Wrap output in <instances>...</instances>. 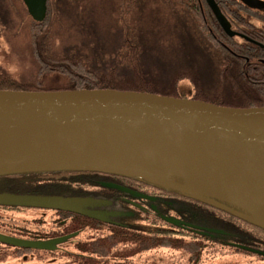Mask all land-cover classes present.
Returning <instances> with one entry per match:
<instances>
[{"label":"water","instance_id":"water-1","mask_svg":"<svg viewBox=\"0 0 264 264\" xmlns=\"http://www.w3.org/2000/svg\"><path fill=\"white\" fill-rule=\"evenodd\" d=\"M206 1L227 35L249 41L231 31L214 0ZM23 2L34 21L46 19L47 0ZM120 157L152 161L169 175L147 178L145 170L112 161ZM18 162L43 165L2 171ZM76 170L140 178L242 217L220 201L231 203L251 216L246 202L198 194L186 181L190 175L215 176L222 192L230 194L233 184L264 207V108L117 90L0 91V174ZM4 201L44 202L0 196Z\"/></svg>","mask_w":264,"mask_h":264},{"label":"trees","instance_id":"trees-1","mask_svg":"<svg viewBox=\"0 0 264 264\" xmlns=\"http://www.w3.org/2000/svg\"><path fill=\"white\" fill-rule=\"evenodd\" d=\"M4 2L15 6L14 0ZM24 7L29 19L24 27L38 65L36 79L18 80L0 70V91L117 90L187 98L227 108H264V48L228 36L205 0H115L111 12L117 15L115 21L120 26L116 27L120 45L118 58L126 69L124 73L115 68L99 73L83 54L58 50L55 43L59 36L60 0H48L46 19L40 23L34 21ZM4 20L11 21V17L5 16ZM160 22L168 28L165 35L149 30ZM250 26L249 32L244 34L261 41L264 46V40L259 39L260 33ZM159 50L167 52L162 61L153 55ZM47 82L52 84L46 85ZM58 172L96 173L76 170L0 174V193L26 194L40 183L36 173ZM75 179L76 176H72V180L65 181L61 187L78 185ZM220 219L219 224L233 234L235 241L242 240L245 245L264 249L263 228L228 213H223ZM257 231L263 235L259 236ZM181 243L168 239L160 244L153 239L151 248L161 245L169 250L170 256L180 250L187 255V251L196 248L190 243ZM223 247H213L216 258L225 254ZM193 252L191 261L197 258Z\"/></svg>","mask_w":264,"mask_h":264},{"label":"flooded vegetation","instance_id":"flooded-vegetation-1","mask_svg":"<svg viewBox=\"0 0 264 264\" xmlns=\"http://www.w3.org/2000/svg\"><path fill=\"white\" fill-rule=\"evenodd\" d=\"M215 2L233 33L264 48L261 41L244 34L251 25L264 40V0ZM231 38L249 42L237 35ZM36 175L40 183L34 190L23 195L0 193L44 200L0 202V264H264V249L235 241L219 224L223 213L247 220L245 211L227 202L220 201L242 217L130 176L106 172ZM72 176L79 184L61 187ZM153 239L160 244L178 240L196 248L187 255L180 250L170 256L161 245L152 249ZM217 245L224 246L221 258L212 250ZM192 252L197 258L191 261Z\"/></svg>","mask_w":264,"mask_h":264},{"label":"rangeland","instance_id":"rangeland-1","mask_svg":"<svg viewBox=\"0 0 264 264\" xmlns=\"http://www.w3.org/2000/svg\"><path fill=\"white\" fill-rule=\"evenodd\" d=\"M0 0V70H4L18 80L36 79L38 65L34 61L32 48L25 29L29 19L26 16L23 0H14L15 6ZM60 23L57 25L59 36L55 45L65 53L83 54L95 71L102 73L115 68L126 72L121 66L118 55L120 46L117 15L111 12L115 0H60ZM5 16L11 21L4 20ZM158 33L167 32L163 22L149 29ZM158 60L167 56L166 50L153 54ZM52 84L47 82L46 85ZM255 223V222H254ZM167 260V259H166Z\"/></svg>","mask_w":264,"mask_h":264},{"label":"bare ground","instance_id":"bare-ground-1","mask_svg":"<svg viewBox=\"0 0 264 264\" xmlns=\"http://www.w3.org/2000/svg\"><path fill=\"white\" fill-rule=\"evenodd\" d=\"M113 162H124L126 166L138 168L141 170H145L149 173L146 174L147 178H152L155 175L157 178L164 180L169 174V172L162 168L160 165L149 161V160H142V159H129L123 160L120 158L112 159ZM43 163L41 162H28V163H15L6 169H2V171H18L22 169H38L42 168ZM189 180L186 181V185L188 188L195 190L198 194H203L207 196H218L222 199H227L231 202L236 201H244L248 204V208L251 211V220L256 224H259L264 227V207L260 205L255 199L250 196L248 193L244 192L243 190H238L236 186L230 185L231 193L222 192L220 190V186L213 183L217 177H210V176H194L190 175Z\"/></svg>","mask_w":264,"mask_h":264}]
</instances>
